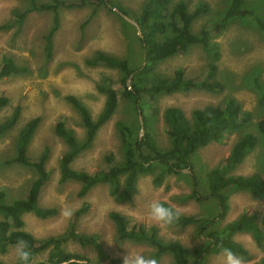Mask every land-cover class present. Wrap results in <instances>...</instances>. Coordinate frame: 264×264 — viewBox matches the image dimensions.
Here are the masks:
<instances>
[{"label": "rangeland", "instance_id": "374dc122", "mask_svg": "<svg viewBox=\"0 0 264 264\" xmlns=\"http://www.w3.org/2000/svg\"><path fill=\"white\" fill-rule=\"evenodd\" d=\"M45 3L49 0H34ZM73 6H61L57 10L58 30L51 37L53 43L51 56L45 50V37L52 28V11H34L22 21L17 17L31 6L30 0H0V68L1 58L10 57L26 72L0 79V96L8 99L7 105L0 109V123L11 117L19 108L15 125L0 136V191L6 194L7 204L28 197L31 184L37 175L33 168L10 162L16 155V140L19 131L33 118H40L34 135L27 146L29 159L37 161L47 153L45 170L48 180L38 194V204L42 208L56 209L53 217L40 219L33 213H26L22 219L26 232L37 240L67 237L61 248L70 254H77L89 264H109L113 259L123 258L127 251H150L158 264H173L169 254L157 255L156 249L146 242L119 239L115 225L109 218L110 212H119L128 222L129 229H143L156 234L164 242L177 241L189 250L191 264H222L219 254L199 256L202 239L195 234L194 226L181 228L174 225L162 229L145 219V205L152 199L170 200L182 210L183 215L213 216L216 208L212 200L197 202L187 198L194 188L195 177L198 191L202 196L208 194L205 176L217 167L228 155L232 146L246 134L257 138L255 149L244 162L228 175L249 176L260 174L264 179V140L257 124L262 118L263 109L258 99L254 80L264 84V30L254 18L235 19L224 30L213 32L221 20L230 0H169L168 14L178 3H184L188 11L199 5L206 6V12L194 20L191 30L197 34L202 29L211 31V42L219 46V58L213 61L201 48L190 47L184 54H178L157 63L153 73L157 77H171L178 68L183 69L184 77L199 83L208 80L210 66L214 65L212 79L221 82L224 89L219 93L204 90H190L171 95L159 94L155 97L152 110L145 112L150 126L141 131L142 115L131 100L122 98L120 93L122 73L102 65L89 66L86 61L96 52H103L125 60L132 69L142 65V50L136 27L119 13L107 9L100 0H62ZM146 0H111L116 10H122L127 18L134 20L142 11ZM264 23V1H248L244 6ZM128 80V79H127ZM125 82L130 86V82ZM99 87L114 89L118 94V104L111 119L97 132L86 150L72 162L76 171L88 174L108 170L123 161L122 138L118 124L128 127L133 138L149 133L160 150L170 147L167 126L163 112L169 107L180 109L192 122V112L207 106H220L226 99L234 98L242 110L250 113V120L240 129L228 135L221 144H210L198 149L190 158L193 176L190 171L179 175H166L160 185L154 184L155 174L139 175L136 192L129 199H117L110 194L107 184L91 188L80 196L81 184L75 181L61 183L59 164L67 151L66 143L56 135L55 125L62 121L67 130L81 141L85 130L81 116L67 100L76 98L96 118L102 110L106 96ZM141 117V119H140ZM108 159H111L109 163ZM160 169H156L158 173ZM121 184L123 175L119 176ZM230 209L226 218L219 223L223 226L232 222L242 213H264V199H252L248 192L229 195ZM127 207V208H126ZM65 208L74 209L70 220L61 212ZM135 210L130 212L128 210ZM3 216L0 215V220ZM74 233L83 237L85 245L69 237ZM233 240L246 250L245 257L257 264L264 258V248L256 246L250 233H238ZM14 246L0 253V264H14ZM52 247H50L51 249ZM198 252V253H197ZM49 250L38 255L31 264L46 262ZM241 256V255H240Z\"/></svg>", "mask_w": 264, "mask_h": 264}, {"label": "trees", "instance_id": "16d2710c", "mask_svg": "<svg viewBox=\"0 0 264 264\" xmlns=\"http://www.w3.org/2000/svg\"><path fill=\"white\" fill-rule=\"evenodd\" d=\"M31 1V6L24 13L17 17L20 21L31 12L54 13L52 28L45 37L48 57L51 56V37L58 30V13L61 6H73L66 4L62 0H49L45 3H35ZM248 1L264 0H230L221 18L214 26L213 32L217 33L235 19L254 18L260 28L264 30V23L252 12L244 8ZM85 0L80 1V5ZM107 9L113 10L111 0H100ZM169 0H146L142 11L134 21L138 24L141 37H138L142 50V65L137 69H132L128 62L103 52H96L95 55L86 61L89 66L102 65L111 69H117L122 73L120 91L122 98L131 100L142 115L143 130L150 126L149 119L145 112L152 110L154 99L159 94L171 95L177 92H187L190 90H204L212 93H219L224 89L221 82L212 79L215 66H210L207 75L208 80L196 83L184 77V71L178 68L173 75L168 78L157 77L153 73L154 66L170 57L184 54L190 47L199 45L203 51L213 60L219 58V46L211 42V31L202 29L199 33L192 32L191 27L195 19L206 12L205 5H199L192 11H188L184 3H178L168 14L167 6ZM126 15L122 10H118ZM0 79L14 75H20L27 70L20 67L7 56L1 58ZM130 79V86L125 82ZM255 89L258 91V102L263 109L262 118L257 124L258 131L264 140V84L254 80ZM98 90L105 94L106 100L102 110L96 118H92L89 111L74 97H68L74 108L78 111L82 119L85 134L81 141H78L71 130H67L62 121L55 125V133L67 145V151L63 154L59 164L61 183L75 181L81 184L80 196L100 184H107L110 187V194L117 199H129L136 192V183L139 175L155 174L154 184L160 185L166 175H179L183 171H190L193 176L191 166V156L200 148L210 144H221L226 137L240 129L246 124L251 116L250 113L242 110L238 101L234 98L226 99L220 106H207L203 109L192 112V122L184 113L174 107H169L163 112V120L167 126V135L170 147L167 150H160L149 133L143 137L133 138V134L128 127L118 124V129L122 138L123 161L118 165L109 167L93 174L72 169L71 164L74 159L88 148L94 140L98 130L106 124L113 116L118 104V94L112 88L99 87ZM8 99L0 96V109L4 108ZM19 117V108H16L11 117L0 123V136L4 135L16 123ZM40 118L29 120L19 131L16 140V155L10 162L18 163L22 166L33 168L36 172V179L31 184L28 197L23 200H16L11 204L6 202V194L0 191V253L6 251L9 246H14L17 240H24L28 244L30 258L28 264L41 253L49 250V255L43 264H89V261L77 254H70L61 248V244L67 237L49 238L47 240H37L30 233L23 230V215L33 213L40 219H47L56 215L53 208H42L38 204V194L42 186L48 180V173L45 170L47 153H44L37 161L31 160L27 156V146L34 135ZM257 145V138L253 134H246L239 139L231 148L229 155L215 168L207 172L205 176V187L207 195L202 196L197 189L195 177L193 176L194 188L189 199L197 202L212 200L216 213L213 216H193L183 215L176 224L181 228L194 226L195 234L203 240L199 256L208 254H219L222 249L230 248L237 255L246 256L244 247L233 240L238 233H250L258 248H264V213L247 214L242 213L232 222L219 226L227 216L230 209L229 195L236 192L246 191L252 199H264V179L258 173L249 176L228 175L229 171L240 166L245 158ZM111 163V159H108ZM160 169L155 173L156 169ZM123 175L121 184L119 176ZM109 218L115 225L116 233L121 240H132L134 242H146L156 249L157 255L169 254L173 264H191L189 260V250L177 241L164 242L156 237L155 231L149 232L143 229H129L128 222L119 212H110ZM71 239L85 245L83 237L74 233L69 235ZM50 247H52L50 249ZM198 253V252H197ZM119 259H113L109 264H120ZM14 264H20L16 260ZM264 264V258L259 263Z\"/></svg>", "mask_w": 264, "mask_h": 264}, {"label": "clouds", "instance_id": "9594fccd", "mask_svg": "<svg viewBox=\"0 0 264 264\" xmlns=\"http://www.w3.org/2000/svg\"><path fill=\"white\" fill-rule=\"evenodd\" d=\"M145 207V219L162 229H168L176 225L183 214L182 210L172 204L170 200L154 198L148 202ZM128 210L130 212L135 211L130 210L129 208ZM73 214L74 209L72 208H65L61 212V215L67 220H70ZM13 251L15 258L20 264H28L30 251L28 250V244L26 241L17 240ZM220 256L222 258V264H252L251 260L237 255L230 248L222 249ZM123 264H158V260L150 251H127V255L123 258Z\"/></svg>", "mask_w": 264, "mask_h": 264}, {"label": "water", "instance_id": "95a60500", "mask_svg": "<svg viewBox=\"0 0 264 264\" xmlns=\"http://www.w3.org/2000/svg\"><path fill=\"white\" fill-rule=\"evenodd\" d=\"M113 10H114L116 13H119L121 16H123L128 22L132 23V24L136 27L137 35H138L139 37H141L140 28H139L138 24H137L134 20H131V19L127 18L126 16H124L122 13H120V12H119L118 10H116V9H113ZM129 81H130V79L127 80V82H129ZM140 119H141V117H140ZM141 131H143V125H142V122H141Z\"/></svg>", "mask_w": 264, "mask_h": 264}]
</instances>
